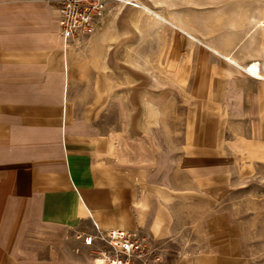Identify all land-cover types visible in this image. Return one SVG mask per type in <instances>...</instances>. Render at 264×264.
I'll list each match as a JSON object with an SVG mask.
<instances>
[{"label":"crops","instance_id":"crops-1","mask_svg":"<svg viewBox=\"0 0 264 264\" xmlns=\"http://www.w3.org/2000/svg\"><path fill=\"white\" fill-rule=\"evenodd\" d=\"M206 41L232 67L264 81L245 70L256 60L241 64ZM105 45L99 31L64 38L58 0H0V264H90V248L92 263L105 264L96 252L103 243L84 240L96 224L167 243L202 195L217 206L232 188L231 142L209 135L202 153L198 135L186 142L200 149L181 154L183 147L160 144L158 135L154 151L152 135L137 133L140 119L121 117L120 79ZM228 216L205 214L208 244L190 264H251Z\"/></svg>","mask_w":264,"mask_h":264},{"label":"rangeland","instance_id":"rangeland-1","mask_svg":"<svg viewBox=\"0 0 264 264\" xmlns=\"http://www.w3.org/2000/svg\"><path fill=\"white\" fill-rule=\"evenodd\" d=\"M99 1L92 29L74 37L99 31L104 38L120 79L121 117L140 119L137 133L152 135L154 151L158 135L165 140L160 144L183 147L181 154L200 149L198 143L186 142L198 135L202 153L208 152L204 147L208 148L209 135H216L217 141L222 137L218 144L229 141L233 146L226 167L232 188L223 192L217 206L210 207L202 195L197 210L185 211L179 237L167 243L150 239L151 257H162L163 264L196 262L208 244L202 231L204 216L217 211L230 215L240 229L250 263L264 264V81L232 67L188 35L172 32L146 9L126 0ZM136 1L201 41L222 46L241 64L259 61L264 72V0ZM145 118L152 119V126L144 125ZM89 250L93 264L94 252Z\"/></svg>","mask_w":264,"mask_h":264},{"label":"built area","instance_id":"built-area-1","mask_svg":"<svg viewBox=\"0 0 264 264\" xmlns=\"http://www.w3.org/2000/svg\"><path fill=\"white\" fill-rule=\"evenodd\" d=\"M61 33L69 39L92 29L94 19L100 12L99 0H58ZM95 234H86L84 240L93 245L101 241L104 247L96 252L105 264H163L162 257H151L154 249L151 240L144 233L120 226L100 229Z\"/></svg>","mask_w":264,"mask_h":264},{"label":"bare ground","instance_id":"bare-ground-1","mask_svg":"<svg viewBox=\"0 0 264 264\" xmlns=\"http://www.w3.org/2000/svg\"><path fill=\"white\" fill-rule=\"evenodd\" d=\"M126 2L132 4V5L136 6V7H140V8L148 10L149 12L154 14L157 18L163 20L166 23H169V24L173 25L177 30H179V31L183 32L184 34L188 35L189 37H191L195 41H198V42L203 44V42H201V40L198 39V37L194 36L193 34L189 33L188 31L184 30L181 26L171 22L170 20H168L165 16H163L161 13H159L155 9L150 8V7L144 5L143 3L139 2V1H136V0H126ZM203 45H206V44H203ZM259 64L260 63L258 61H254L252 63H249L247 66H245V70L249 71L251 74H253L256 77L263 79L264 78V74L261 72Z\"/></svg>","mask_w":264,"mask_h":264}]
</instances>
